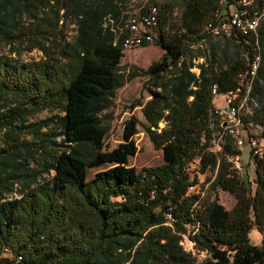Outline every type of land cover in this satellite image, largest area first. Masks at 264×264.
<instances>
[{
    "label": "trees",
    "instance_id": "1",
    "mask_svg": "<svg viewBox=\"0 0 264 264\" xmlns=\"http://www.w3.org/2000/svg\"><path fill=\"white\" fill-rule=\"evenodd\" d=\"M179 1L178 20L166 27L161 7L169 3L174 14L176 0H0V97H9L0 104V264H264V151L253 156L254 187L245 185L231 168L239 150L214 102L259 56L243 119L264 138V16L246 37L225 36L231 51L205 42L224 37L210 34L219 1ZM150 6L163 53L130 71L149 92L136 104L143 121L126 118L109 148L102 116L123 81L129 18ZM34 49L39 59L19 60ZM43 109L57 113L24 123ZM138 125L163 154L139 170L129 165ZM23 128L44 137L21 138ZM37 151L42 162L29 167ZM191 164L215 172L208 193L187 192L197 182ZM217 188L235 196L231 209ZM253 225L259 245L248 237ZM183 235L205 253L201 260L183 248Z\"/></svg>",
    "mask_w": 264,
    "mask_h": 264
},
{
    "label": "rangeland",
    "instance_id": "2",
    "mask_svg": "<svg viewBox=\"0 0 264 264\" xmlns=\"http://www.w3.org/2000/svg\"><path fill=\"white\" fill-rule=\"evenodd\" d=\"M218 1V0H217ZM177 2V9L175 10L174 14H172V10L168 9L170 4H163L161 7V17L166 20V27L171 26L178 20L179 12V0ZM146 3V2H145ZM219 4V2H218ZM220 8V4L219 7ZM217 8V9H218ZM216 9V8H215ZM130 28V20L128 22ZM165 27V28H166ZM69 34H73V29L69 31ZM214 36V35H213ZM219 36L224 37H205V42L211 41L215 44L221 45H229L231 51H235L236 48L233 46L231 42L227 40L225 36H240L239 34H222ZM246 37V36H245ZM203 48L205 49V45L202 44ZM163 53V50L155 44V40L153 39L151 42L145 43L138 47H133L128 50H124V55L121 59V73L123 76V81L119 87L116 88L115 94L112 97V103L109 108H107L102 116L103 125L107 129V134L105 137V143L108 145L109 148L115 147L121 141V134L123 129V121L130 117L131 115L136 116L140 121H143V116L141 113V107L136 105L138 101H145L149 98V92L146 88L145 77L141 74L136 75L132 78H128L130 71L135 67L136 69H145L148 65L157 60ZM15 56V55H14ZM41 57V52L34 49L32 51H23L20 56V61H28L32 59H39ZM199 61H202L200 59ZM249 64V63H248ZM194 71L198 72L197 68H194ZM138 73L140 71L138 70ZM217 93V91H216ZM7 96L0 97V104L8 102ZM217 110L219 105L223 103V98L218 93L215 96L214 100ZM250 112L248 104L246 105V112ZM57 112L56 110H49L43 109L35 114L29 115L25 120V124L39 121L40 119H44L48 116H53ZM244 116V115H243ZM21 131V138L30 140V139H37L43 138L44 136L38 134L37 136H33L29 134L28 128H23ZM46 130V128H42L41 131ZM3 134L0 131V137ZM136 145H137V152L134 156L129 159V165L136 168L137 170L141 169L142 167L157 165L163 162V154L161 149H157L151 143L148 135L145 133L141 125H138V132L134 136ZM59 140V138H57ZM262 148L264 149V138H259ZM41 142V140H40ZM45 148H49L51 143L48 140L42 141ZM216 144V143H215ZM214 150L217 151L218 149L214 147ZM39 151H41L39 149ZM37 151L34 152L33 155L29 157V167H35L36 162L38 161L39 164L42 162L41 153ZM241 159L243 162V168L241 170H237L234 168V171L237 173L238 177L242 179L246 185L249 184L250 187H254L255 181V172H254V159L253 155L251 154V146L247 143L243 149L240 151ZM40 167V165H38ZM106 168L105 166H101L99 168L91 169V172L100 171ZM190 169L194 170V173L197 175V189L207 188L205 184L210 180L207 179L211 178V175L207 172H200L197 169L196 164H191ZM209 184V183H208ZM18 187V183L15 184V188ZM206 193H208L209 189H206ZM205 191V190H204ZM217 195L219 197V201L227 208L231 209L235 204L236 198L230 192L223 190L221 188H217L216 190ZM16 190L13 191L12 194H15ZM249 240L252 244L259 245L261 243L262 235L257 230L255 225H253L248 233ZM181 244L186 251H190L192 255L197 259V261L201 260L204 256V252H198L194 247V241L190 239L187 235H183L181 239ZM6 251L8 249H5Z\"/></svg>",
    "mask_w": 264,
    "mask_h": 264
},
{
    "label": "built area",
    "instance_id": "3",
    "mask_svg": "<svg viewBox=\"0 0 264 264\" xmlns=\"http://www.w3.org/2000/svg\"><path fill=\"white\" fill-rule=\"evenodd\" d=\"M221 16L212 26L211 35L239 34L243 37L255 31L260 19L264 16V0H221ZM141 12V11H140ZM158 10L156 6H150L147 11L140 15L129 18L130 35L124 50L141 46L150 42L156 36L158 28ZM259 56H256L245 72L238 74V85L220 94L223 103L218 107L217 116L220 118L222 132L228 133L234 139L236 149L239 150L230 156L231 168L242 167L240 151L248 143L251 146L253 156H261L264 149L261 146L258 135L262 132L258 124L250 120H244L246 105L249 98L252 70L257 63ZM221 138V137H220ZM220 139H216L215 147L220 149ZM211 175L210 181L214 178L215 172L206 171ZM209 181L205 184L207 187ZM197 183L188 185L187 192L203 194L205 188L197 189ZM152 194V193H151Z\"/></svg>",
    "mask_w": 264,
    "mask_h": 264
},
{
    "label": "bare ground",
    "instance_id": "4",
    "mask_svg": "<svg viewBox=\"0 0 264 264\" xmlns=\"http://www.w3.org/2000/svg\"><path fill=\"white\" fill-rule=\"evenodd\" d=\"M219 1V3H220V5H221V0H218ZM141 14V12H137V14L135 15V16H138V15H140ZM157 16H158V13H157ZM220 16H221V9H218V10H216L215 12H214V19L216 20V22H217V20L220 18ZM158 25H159V20H158ZM151 42V41H150ZM145 43H148V42H145ZM145 43H143V44H145ZM142 44V45H143ZM259 60V59H258ZM258 60H257V62H258ZM257 64V63H256ZM255 64V65H256ZM254 68H253V70H252V76L254 75ZM217 93H218V91H217ZM219 94V93H218ZM220 95V94H219ZM216 113L218 114V109L216 110ZM215 148H217V147H215ZM235 169H237V170H241L242 169V167H234Z\"/></svg>",
    "mask_w": 264,
    "mask_h": 264
},
{
    "label": "crops",
    "instance_id": "5",
    "mask_svg": "<svg viewBox=\"0 0 264 264\" xmlns=\"http://www.w3.org/2000/svg\"><path fill=\"white\" fill-rule=\"evenodd\" d=\"M134 1L136 2V0H130V2H134Z\"/></svg>",
    "mask_w": 264,
    "mask_h": 264
}]
</instances>
